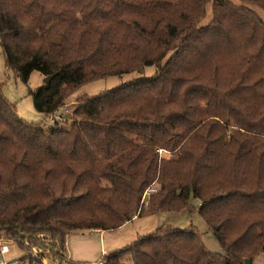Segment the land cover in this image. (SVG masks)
Wrapping results in <instances>:
<instances>
[{
  "label": "trees",
  "instance_id": "16d2710c",
  "mask_svg": "<svg viewBox=\"0 0 264 264\" xmlns=\"http://www.w3.org/2000/svg\"><path fill=\"white\" fill-rule=\"evenodd\" d=\"M237 1L0 0L7 69L56 75L30 90L35 109L72 121L19 119L0 86V233L21 264L40 234L63 244L192 199L224 254L164 226L104 264L264 260V0ZM147 68L60 113L84 85Z\"/></svg>",
  "mask_w": 264,
  "mask_h": 264
},
{
  "label": "rangeland",
  "instance_id": "374dc122",
  "mask_svg": "<svg viewBox=\"0 0 264 264\" xmlns=\"http://www.w3.org/2000/svg\"><path fill=\"white\" fill-rule=\"evenodd\" d=\"M236 4H239L237 0H233ZM254 8L259 12L261 17L264 20V11L254 6ZM209 14L205 23L209 22L212 18L211 6L208 7ZM204 23V24H205ZM154 68H147L144 74L138 73H129L119 76H114L107 78L105 80H99L81 87L73 96L72 100L73 104L68 106L66 110L65 108L60 111V113L67 114L72 113L75 109L76 100L81 96H96L102 92L115 89L117 87L130 84L132 82L141 80L145 77H150L154 74ZM44 77L38 71H35L31 74L29 82L25 83L18 75H16L13 71L8 70L6 67V62L4 55L2 53V48L0 46V86L2 87L3 93L8 100V102L13 105L16 109V114L19 119L33 122V123H41L47 120L46 116L42 113H39L34 106L33 94L30 93V90L37 91V89L43 85ZM73 105V106H72ZM60 123L62 129L69 131L71 129L72 121H64ZM49 125H54L52 121L47 120ZM162 155L167 156L172 159L176 157L170 153H160ZM147 203V202H146ZM147 205V204H146ZM164 226H172L181 230H185L189 227H194L199 233L202 242L206 246V248L217 254H224L222 247L219 242L215 238L212 231H210L208 225L205 220L199 214V201L197 199H192L187 207L183 208L179 211L173 212H156L149 215H145L142 217H137L133 222H131L126 228L115 232L111 230L108 232L105 238L104 245L100 244V241L97 240L90 231L86 232H76L75 236L68 234L65 238V242L73 241L76 239L77 241L74 243L76 249H82L89 243L90 250L94 251V253L85 255L88 259L83 261V264L91 263L90 258L92 256H99L100 261L105 260L109 252H114L117 250H122L127 246L131 245L133 242L137 240L140 236H147L153 234L157 229ZM117 230V229H116ZM0 238L8 239L3 233H0ZM26 239V238H25ZM79 239V240H78ZM32 242V241H30ZM29 242V243H30ZM27 240L25 241V247H27ZM30 245H35L30 243ZM37 247L39 257L47 258L50 261L52 258H63L66 253V248L68 245L65 243L60 244L57 240H52L50 236L40 234L37 236ZM31 250V248L28 246ZM102 248H104V253L102 252ZM55 249V252H54ZM48 250L50 252H48ZM105 250L107 253H105ZM43 252V253H41ZM85 252V251H83ZM30 253V251H29ZM103 253V254H102ZM44 254V255H43ZM24 255V252L20 250L17 245L12 243L11 246V254L6 256V259H21ZM104 255V256H103ZM3 259V256L0 254V260ZM51 262V261H50ZM89 262V263H88ZM258 262L260 264H264L263 259H259ZM48 264V263H47ZM258 264V263H257Z\"/></svg>",
  "mask_w": 264,
  "mask_h": 264
},
{
  "label": "crops",
  "instance_id": "0c3cea01",
  "mask_svg": "<svg viewBox=\"0 0 264 264\" xmlns=\"http://www.w3.org/2000/svg\"><path fill=\"white\" fill-rule=\"evenodd\" d=\"M71 104H73V102ZM136 218L137 217H135L134 220ZM130 223H126L124 226H122L119 229L114 230V231L118 232V231L126 228ZM108 232H110V231L93 230V231H90V234H92V236L97 238V240L100 241L101 245H104L103 243L105 242V238H106V235L108 234ZM71 235L75 236V233H73ZM76 241H77L76 239L74 241L72 239L71 241L68 242V244L66 242V245H68V247L66 248V253H67L66 259H67L68 264H83V261H87V260H82V259H88L89 253L90 254L94 253V251L90 250L89 243H86L84 248H82V249L78 248V250H77L76 247H75V244H74ZM83 251H85V252H83ZM103 251H104V248H102V252ZM112 252H109V254L112 253ZM105 253H107L106 250H105ZM85 255H88V257H85ZM7 260L10 261L12 259L11 258L10 259L7 258ZM90 260H91V263L88 262L89 264H104V260L100 261L99 256H92L90 258Z\"/></svg>",
  "mask_w": 264,
  "mask_h": 264
},
{
  "label": "built area",
  "instance_id": "2783aa9c",
  "mask_svg": "<svg viewBox=\"0 0 264 264\" xmlns=\"http://www.w3.org/2000/svg\"><path fill=\"white\" fill-rule=\"evenodd\" d=\"M67 109V107L65 108V110ZM68 111V110H66ZM63 118V114H57L56 116H52L47 118V120L49 119L50 121H52L53 123H55L56 121H60ZM47 120L44 121L45 123H47ZM13 241L10 239H4V238H0V254L3 256V259L0 260V264H21V259H16V260H7L6 256L9 255L11 253V246H12ZM66 244V242H65ZM31 248L30 250V259H28L26 261L25 264H47L45 257L41 258L39 257V250L37 245H31L29 246ZM48 252H50L48 250ZM43 253V252H41ZM44 255V254H43ZM48 261V260H47ZM52 264H68L67 259H66V255L63 258H57L55 257L52 258L51 260Z\"/></svg>",
  "mask_w": 264,
  "mask_h": 264
},
{
  "label": "water",
  "instance_id": "95a60500",
  "mask_svg": "<svg viewBox=\"0 0 264 264\" xmlns=\"http://www.w3.org/2000/svg\"><path fill=\"white\" fill-rule=\"evenodd\" d=\"M56 77V75H52V76H48V77H45L44 78V84H50L51 81ZM42 86H40L38 89H37V92H39L41 90ZM244 264H257V263H253L250 259H246Z\"/></svg>",
  "mask_w": 264,
  "mask_h": 264
},
{
  "label": "bare ground",
  "instance_id": "6f19581e",
  "mask_svg": "<svg viewBox=\"0 0 264 264\" xmlns=\"http://www.w3.org/2000/svg\"><path fill=\"white\" fill-rule=\"evenodd\" d=\"M48 264H52L50 261H47Z\"/></svg>",
  "mask_w": 264,
  "mask_h": 264
}]
</instances>
